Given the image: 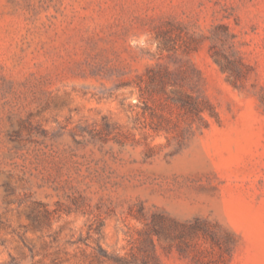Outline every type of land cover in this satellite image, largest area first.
<instances>
[{
  "label": "rangeland",
  "instance_id": "1",
  "mask_svg": "<svg viewBox=\"0 0 264 264\" xmlns=\"http://www.w3.org/2000/svg\"><path fill=\"white\" fill-rule=\"evenodd\" d=\"M155 212L264 264V0H0V264H123Z\"/></svg>",
  "mask_w": 264,
  "mask_h": 264
},
{
  "label": "trees",
  "instance_id": "2",
  "mask_svg": "<svg viewBox=\"0 0 264 264\" xmlns=\"http://www.w3.org/2000/svg\"><path fill=\"white\" fill-rule=\"evenodd\" d=\"M182 94L176 101L188 103V110L205 111L214 106L207 97L203 106H193L192 98ZM201 119H206L201 116ZM206 124V122H205ZM238 243L237 234L217 221L195 217L181 221L165 212H155L146 220L140 231V238L130 257H117L123 264H163L158 247L165 252L176 250L182 257L189 258L192 264H229Z\"/></svg>",
  "mask_w": 264,
  "mask_h": 264
}]
</instances>
